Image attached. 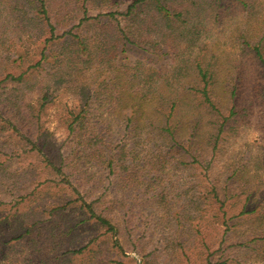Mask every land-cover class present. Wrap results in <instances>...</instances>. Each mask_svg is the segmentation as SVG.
Wrapping results in <instances>:
<instances>
[{"label":"rangeland","instance_id":"1","mask_svg":"<svg viewBox=\"0 0 264 264\" xmlns=\"http://www.w3.org/2000/svg\"><path fill=\"white\" fill-rule=\"evenodd\" d=\"M70 1L49 9L52 41L39 10L0 0V264H264V0L190 3L155 50L122 59L119 43H102L117 51L112 64L95 47L89 60L42 65V52L54 57L75 35L121 37L81 28L84 0ZM87 5L92 21L117 10ZM199 65L212 71L215 111ZM53 118L68 133L59 143ZM21 134L41 152L27 153Z\"/></svg>","mask_w":264,"mask_h":264},{"label":"trees","instance_id":"2","mask_svg":"<svg viewBox=\"0 0 264 264\" xmlns=\"http://www.w3.org/2000/svg\"><path fill=\"white\" fill-rule=\"evenodd\" d=\"M27 3V6L29 5V8L32 9V6L36 8V10H39L38 13L44 16V19L47 22V25L50 29V32L52 34V41H55L58 39V37L55 35V32L57 30L56 25L53 23L51 17H50V8L53 5V2L56 0H25ZM60 3H64L63 0H59ZM71 1L68 0V3ZM89 3L97 4L98 8L101 10L102 4H107L110 8H117L116 11H111L106 17L108 19H105L104 21L101 20V17L104 15H98V17L95 18V20L92 21L91 18L88 17V5ZM124 3V0H84V5L82 7L83 12V18L80 20L79 26L83 29L86 28H96L99 27L101 30H104L106 32L109 31H115V29L120 30L121 29V37L120 36H114V38L110 39L108 37H102V39H99V37L89 38L82 35H75L72 38L66 39L63 43H60V52L59 54H56L54 57H52L51 53L47 55L45 52H42V62L45 60L44 63H47V60L50 61L48 65L51 68L56 67L59 65V68L63 67V63L65 62V59L68 60V64H77L81 60H89V58H92V55L94 54L95 47L98 50H105V46L103 44L108 45L109 43L116 42L117 45L119 43L120 47H122L121 55L123 56L122 59L127 58V53L129 51H143L148 52L150 49L155 50L157 46H161L162 44H166L168 39L173 40V34L175 32H178L179 29H181L186 22V18L190 15V3L192 6H199L202 8V4L200 0H132V3L127 6L126 11L121 12L119 11L120 6ZM31 6V7H30ZM68 7L69 4L65 3L62 4V7ZM123 18V21H121L119 18ZM97 19V20H96ZM31 20V19H30ZM33 21V20H31ZM124 23L121 25V23ZM72 32L68 33L67 35H71ZM158 37L161 40L159 41V45H153L152 39ZM103 43V44H102ZM113 49H116L113 47ZM255 51L258 56V58L262 61L264 65V54L262 52V46L257 45L255 46ZM106 52V62L108 64H112L115 62V58L117 56V51H115L111 56V50H105ZM59 56V57H58ZM125 56V57H124ZM59 60V58H61ZM64 58V59H63ZM69 58V59H68ZM160 58V57H159ZM52 60V62H51ZM39 64V66H40ZM198 76L201 77L202 82L204 83L203 90L201 91L202 96L205 100V102L210 106L212 110L215 111L217 109L215 103L211 100V89L213 85V75L212 71L208 68H203L202 66H198ZM25 79V75H22L18 78H14L17 82H23ZM45 98L43 101L45 102ZM177 104L174 102L171 105V108L169 109L168 116L165 115V118L167 116L168 121L172 117V112L175 111ZM236 114L234 111L230 114L229 117H224L223 122L220 126V129L217 134V139L214 144H217V140H219L222 136V134L225 132L224 127L229 122L231 117ZM82 115V114H80ZM81 117H78L76 121L78 122ZM166 120V122H168ZM5 122L11 127L12 130L19 132L16 127L12 124L11 121L5 120ZM171 126L163 127V132H167L168 136L171 138L172 141L175 140L173 128ZM70 130L74 132L76 129L72 126H70ZM20 137L25 140L30 147L28 149H25L27 153H40L41 148L34 143L31 139L26 137L25 135H20ZM215 150V149H214ZM113 155V154H112ZM125 156L122 158V155L120 156V160H123ZM113 163L110 164V167L112 168ZM61 172V171H59ZM217 197V196H216ZM3 203L0 202V206H2ZM88 209L92 211V207L88 206ZM255 212V210L250 211H243L239 215V217L245 216V215H251ZM92 217L98 218L103 224L110 225V222H108L106 219L97 216L95 213L92 212ZM110 230H113V227L110 228Z\"/></svg>","mask_w":264,"mask_h":264},{"label":"clouds","instance_id":"3","mask_svg":"<svg viewBox=\"0 0 264 264\" xmlns=\"http://www.w3.org/2000/svg\"><path fill=\"white\" fill-rule=\"evenodd\" d=\"M65 102H69L70 97H65ZM72 104H79V100L76 99H71V103L69 106H72ZM47 129L48 132L51 134V136L56 140L57 143H59L60 141H62L63 139H65L67 137V129L62 127L59 124V121L55 118H53L50 123L47 125ZM258 133L254 132V131H250L248 136L246 137V141L247 143L251 144L253 143L257 137H258Z\"/></svg>","mask_w":264,"mask_h":264}]
</instances>
